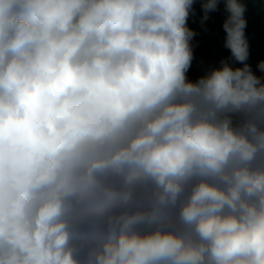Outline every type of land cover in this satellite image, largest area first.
I'll return each instance as SVG.
<instances>
[{"label":"clouds","instance_id":"clouds-1","mask_svg":"<svg viewBox=\"0 0 264 264\" xmlns=\"http://www.w3.org/2000/svg\"><path fill=\"white\" fill-rule=\"evenodd\" d=\"M197 3L230 55L193 80ZM246 10L0 0V264H264Z\"/></svg>","mask_w":264,"mask_h":264},{"label":"trees","instance_id":"trees-1","mask_svg":"<svg viewBox=\"0 0 264 264\" xmlns=\"http://www.w3.org/2000/svg\"><path fill=\"white\" fill-rule=\"evenodd\" d=\"M245 2L247 5L245 35L250 52L248 62L257 75H264L256 69L258 62L264 60V0ZM194 9L188 20V26L197 33L192 41L194 60L188 73L189 78L193 80L203 74L208 67L217 65L222 58L230 55L228 49L224 47L225 33L222 25L226 14L223 5H220L219 11L210 13V19L204 25L201 24L200 4H195Z\"/></svg>","mask_w":264,"mask_h":264}]
</instances>
